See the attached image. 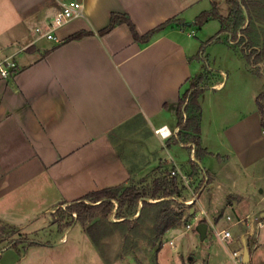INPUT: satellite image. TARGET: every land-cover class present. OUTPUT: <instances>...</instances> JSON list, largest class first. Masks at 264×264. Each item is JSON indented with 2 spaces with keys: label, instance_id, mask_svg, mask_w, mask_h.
<instances>
[{
  "label": "crops",
  "instance_id": "1",
  "mask_svg": "<svg viewBox=\"0 0 264 264\" xmlns=\"http://www.w3.org/2000/svg\"><path fill=\"white\" fill-rule=\"evenodd\" d=\"M65 1L0 0V63L6 59L17 63L9 77L0 73V226H12L28 239L50 236L34 240L47 245L26 247L27 242L17 247L3 244L5 238L0 242V264L48 260L59 235L52 215L60 205L90 191L126 183L140 170L129 159L135 157L131 140L142 132L149 131L166 150L162 163L179 166L192 159L178 156L176 150L186 146L175 139L180 129V98L195 75H201L195 72L194 42L189 39L197 31L169 25L146 43L136 41L126 23L105 34L99 31L110 23L113 12H119L128 13L138 32L145 34L170 18L187 21L188 9L201 0H79L80 14L58 28V40L38 35L36 27L49 23ZM214 3L219 10L218 0H209L210 8ZM229 9L226 14L219 12L228 15ZM82 30L91 33L66 40ZM223 83L213 85L218 89ZM201 122L200 145L207 150L203 158L210 165L203 167L204 175L207 171L213 175L211 166L220 153L204 141L203 118ZM251 122H260L258 111ZM163 126V134L156 132ZM169 130L172 133L167 136ZM247 131L232 136L241 138ZM124 144L129 148L123 149L125 154ZM233 144L228 145L230 155ZM140 152L146 158L153 154ZM206 180L212 181L207 175ZM261 192L251 207V222L249 213L240 214L246 211L240 210L242 202H216L222 191L198 197L205 211L198 216L206 218L208 229L210 222L217 221V226L223 217H217L218 207L224 214L227 206L237 203L240 211L231 224L221 229L214 225L219 239L213 242L218 245L210 246L205 264H244L234 252H243L245 244L251 264H264V188ZM237 198L243 201L242 196ZM231 218L228 214L227 219ZM238 223L246 227L239 236L243 242L233 238L232 232L224 235Z\"/></svg>",
  "mask_w": 264,
  "mask_h": 264
},
{
  "label": "rangeland",
  "instance_id": "2",
  "mask_svg": "<svg viewBox=\"0 0 264 264\" xmlns=\"http://www.w3.org/2000/svg\"><path fill=\"white\" fill-rule=\"evenodd\" d=\"M218 2L219 10L226 14L229 8L228 1ZM247 2L249 25L241 44L230 43L229 33L221 31L222 23L217 18H210L202 24L194 23L201 12L211 9L209 0H201L193 9H188L186 14V18H189L187 22H192L186 29L197 31V36L189 39L194 42L195 72H201L203 76L198 84L205 87L198 98L202 108L203 139L206 143L209 141L208 144L215 150L217 148L216 154L220 153L215 156L216 159L218 157L215 165L211 166L213 175L209 171L206 174L212 181L206 180L204 175L203 167L205 165L210 167L207 160L202 158L204 159L203 161L201 159L202 162H195L197 168L192 167L189 158L191 142L185 143L186 147L180 146L176 150L178 156L183 159L189 158L185 164L164 165L162 161H165L167 156L163 153L166 150L163 151L164 147L146 130L131 140L135 157L129 160L134 168L137 166L140 170L132 173V177L123 185H147L166 171L179 169L177 175L184 197L161 201L143 209L142 203L139 212L127 217L126 220L116 214V209L109 218H103L99 214L87 223L89 226L96 221L93 234L98 238V244L79 221L76 220L70 226L64 225L66 220L72 217L76 219L77 215L69 214L70 204L60 205L52 215V220L56 221L55 227L59 231L58 245L53 247L49 259L42 261L41 264H184V262L205 264L210 246L218 245L213 242L216 238L219 239L215 228L217 221L210 222L206 238H202L197 229L199 222L206 221L204 216L199 218L193 227H188L189 223L196 221L200 212H205L197 202L202 194L212 197L213 193L215 195L217 191H222L223 193H219L215 198L216 202L221 205L235 200L242 202L243 207L240 206V210L246 211L243 210L244 213L240 214L249 213L248 222L252 221L251 207L262 196L261 189L264 188V125L257 101V97L264 91V0ZM247 55L251 58L249 59ZM221 80H224L223 85L216 89L213 84ZM262 102L264 104V97ZM256 111L260 115V122L255 125L251 118H254ZM246 128L248 131L242 134L241 138L232 136V133ZM229 136L231 140L227 139ZM231 141L236 148L233 147L234 151L230 155L228 145ZM123 149L126 151L129 148L127 149V145L124 144L122 152ZM140 150L148 155L153 154L151 158H146ZM183 175L189 179L188 182L184 180ZM219 183L221 188L218 187ZM240 196L243 197V201L237 198ZM204 198L208 201V198ZM190 200L193 202L189 204ZM209 202L215 200L210 199ZM233 204L234 207H226L224 214L222 208L218 207L217 217L223 215L216 226L218 229L238 220L237 212L240 211L237 203ZM165 211L180 213L181 224L168 230L161 239H158V224ZM228 214L232 216L231 219H227ZM245 228L244 223L233 225L230 228L233 238L241 241L239 236ZM261 230L264 233V226ZM3 236L7 238L3 244L28 238L27 234L10 229H7ZM29 238L50 239V236L32 235ZM171 239L176 244L175 247L171 245ZM262 242L261 249L264 251V234ZM191 257L194 260H190Z\"/></svg>",
  "mask_w": 264,
  "mask_h": 264
},
{
  "label": "trees",
  "instance_id": "3",
  "mask_svg": "<svg viewBox=\"0 0 264 264\" xmlns=\"http://www.w3.org/2000/svg\"><path fill=\"white\" fill-rule=\"evenodd\" d=\"M230 6L228 15H223L219 12L216 3L213 4L209 10H204L195 19L196 24H202L210 18H217L221 21V31L229 33L230 43L241 44L244 41V32L249 25V14L247 11V0H227ZM120 23L128 24L134 39L140 43H146L153 39L155 34L169 25H178L183 28L192 24V22L183 21L181 18H170L165 22L150 29L145 34H140L132 21L128 13L113 12L111 15L110 23L99 31L100 34H105L112 30L116 25ZM89 31H79L70 35L66 40L82 38L85 35L90 34ZM216 38V37H215ZM214 38V39H215ZM203 52V51H202ZM249 59L250 55H247ZM203 76H195L188 89L181 96L178 109V124L179 131L176 137V142L181 143H194L196 145V156L198 160H201L207 153V150L200 145V132H201V105L199 102V95L204 90L198 84L199 79ZM264 97V91L257 97L260 112L262 114V124L264 125V104L262 98ZM192 167L197 168L196 161L190 159ZM168 165V163H163ZM182 187L180 185L179 177L176 174H172L171 171L157 176L154 180L147 185L138 186L135 184L129 185H116L112 187H106L90 191L78 200L70 203L69 214L72 216L74 213L77 215L76 219L72 217L70 220L64 222L65 226L72 225L76 220L79 221L86 231L91 235L93 241L98 244V238L93 234V228L96 226V221L87 226V223L96 218L99 214L103 218H109L113 211L116 209V214L126 220L127 217L133 216L139 212L141 204L142 209L145 206H153L161 201L178 200L183 198ZM158 200V201H153ZM117 202V203H116ZM117 204V207H116ZM141 216V214L139 215ZM181 224L180 213L177 211H165L161 216V220L158 224L157 238L161 237L170 229L176 228ZM17 231L16 228L6 225L0 226V242L5 240L3 234L6 230ZM27 242L24 247L31 245H40L41 241H34L28 238L12 240L8 245L17 247L21 243ZM162 245V244H161ZM161 247V246H160ZM2 248L0 247V255ZM244 264H251L247 262Z\"/></svg>",
  "mask_w": 264,
  "mask_h": 264
},
{
  "label": "built area",
  "instance_id": "4",
  "mask_svg": "<svg viewBox=\"0 0 264 264\" xmlns=\"http://www.w3.org/2000/svg\"><path fill=\"white\" fill-rule=\"evenodd\" d=\"M81 2L79 0H68L62 3L61 9L56 13V15L47 23L46 25H41L36 27V32L41 37H46L47 39H55L58 40L57 36V30L64 24H66L68 21H70L73 17L77 16L81 12ZM17 68V63L14 60L6 59L5 61L0 63V73L4 77H9L11 73ZM215 87L218 85H214ZM165 130V126L157 128L156 132L163 134ZM178 129L176 130V132ZM172 132L169 130L167 136H169ZM191 147V158L195 161H199L196 156V145L194 143H191L189 145ZM178 170V171H177ZM172 174H178L177 172H180L179 169H172ZM184 180L186 182L189 181V179L186 178L185 175H183ZM193 200L189 201V204L192 203ZM199 220V217L196 219V221L191 222L188 224V227H193L197 221ZM225 236H230L231 232L229 229L224 231ZM171 245L175 246V243L173 240H171ZM234 256L236 257L237 261L239 263H244L243 260V252L241 251H235Z\"/></svg>",
  "mask_w": 264,
  "mask_h": 264
},
{
  "label": "water",
  "instance_id": "5",
  "mask_svg": "<svg viewBox=\"0 0 264 264\" xmlns=\"http://www.w3.org/2000/svg\"><path fill=\"white\" fill-rule=\"evenodd\" d=\"M194 212V208L191 209V213ZM197 229L201 235L202 238H206L207 236V230H208V222L206 221H201L197 224ZM243 260L244 263L250 262V251L248 249V247L244 246V250H243Z\"/></svg>",
  "mask_w": 264,
  "mask_h": 264
}]
</instances>
